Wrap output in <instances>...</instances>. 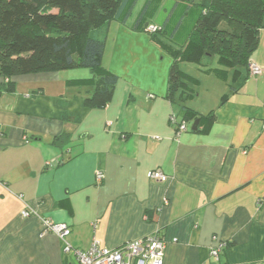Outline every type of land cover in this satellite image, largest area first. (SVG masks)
I'll list each match as a JSON object with an SVG mask.
<instances>
[{
	"label": "crops",
	"instance_id": "0c3cea01",
	"mask_svg": "<svg viewBox=\"0 0 264 264\" xmlns=\"http://www.w3.org/2000/svg\"><path fill=\"white\" fill-rule=\"evenodd\" d=\"M144 1L126 23L108 24L102 65L117 81L104 106L85 103L91 87L66 84L89 77L83 67L16 75L0 92V264H78L74 250L93 241L115 248L155 232L166 240L163 264H264V29L250 56L260 75L232 91L186 66L195 95L168 98L171 57L131 28ZM174 1L147 23L164 24ZM182 106L212 111L214 122L193 130ZM172 115L185 131L175 134ZM152 169L169 179L149 180ZM42 218L66 224L64 240L42 232Z\"/></svg>",
	"mask_w": 264,
	"mask_h": 264
},
{
	"label": "trees",
	"instance_id": "16d2710c",
	"mask_svg": "<svg viewBox=\"0 0 264 264\" xmlns=\"http://www.w3.org/2000/svg\"><path fill=\"white\" fill-rule=\"evenodd\" d=\"M137 1L0 0V92L12 90L16 75L83 67L91 75L69 79L66 84L91 87L93 92L85 103L104 106L117 81L102 65L105 33L112 20L126 23ZM161 2L145 0L131 28L147 33L171 57L168 98L179 92L182 101L196 93L198 78L180 69V62L196 64L203 72L229 82L230 90L239 89L250 74V56L264 29V0H177L164 24H148ZM149 26L155 29L149 31ZM176 33L185 36L180 40ZM213 57L216 66L211 64ZM180 115L198 120L204 132L215 118L212 111L197 116L186 106Z\"/></svg>",
	"mask_w": 264,
	"mask_h": 264
},
{
	"label": "built area",
	"instance_id": "2783aa9c",
	"mask_svg": "<svg viewBox=\"0 0 264 264\" xmlns=\"http://www.w3.org/2000/svg\"><path fill=\"white\" fill-rule=\"evenodd\" d=\"M154 26H149L147 30H154ZM249 73L251 76H257L262 73L260 66L251 63L249 64ZM264 105V102H263ZM170 123L175 126V134H179L186 130L185 121L176 120V116L170 117ZM146 176L151 181L166 182L169 176L164 174L160 169H152L147 171ZM104 177L103 173L98 171L96 179L100 180ZM166 204L167 201L165 200ZM33 211L24 209L21 215L24 217L32 214ZM42 232L55 233L60 239L69 233V229L64 223H55L49 218L41 219ZM176 241V239H172ZM166 240L163 239L158 232H155L144 237H139L122 243L115 248H107L100 246L96 241H93L90 247L85 250H74V255L78 264H163ZM223 248L220 244L210 249V255L217 259L219 251ZM64 251H71L69 245L65 243Z\"/></svg>",
	"mask_w": 264,
	"mask_h": 264
},
{
	"label": "rangeland",
	"instance_id": "374dc122",
	"mask_svg": "<svg viewBox=\"0 0 264 264\" xmlns=\"http://www.w3.org/2000/svg\"><path fill=\"white\" fill-rule=\"evenodd\" d=\"M116 23V22H115ZM115 24H112V27H111V31H110V33H112V31H113V29L115 28V26H114ZM221 26H222V24H221ZM164 52V51H163ZM164 54H165V57H167V59H169L168 58V55L164 52ZM108 60V59H107ZM172 61V60H171ZM171 63V62H170ZM169 63V64H170ZM211 64H212V66H216V58L215 57H213L212 59H211ZM186 66L187 67H189V68H193V69H199L198 68V66L196 65V64H193V63H182L181 64V66H180V68L181 69H183L182 67H185L186 68ZM84 69H88V68H84ZM88 71V70H87Z\"/></svg>",
	"mask_w": 264,
	"mask_h": 264
},
{
	"label": "water",
	"instance_id": "95a60500",
	"mask_svg": "<svg viewBox=\"0 0 264 264\" xmlns=\"http://www.w3.org/2000/svg\"><path fill=\"white\" fill-rule=\"evenodd\" d=\"M197 124H198V120H195L192 124V129L196 130L197 129Z\"/></svg>",
	"mask_w": 264,
	"mask_h": 264
}]
</instances>
